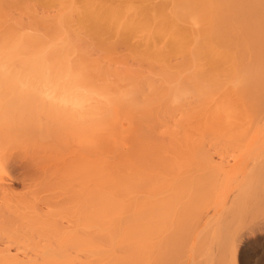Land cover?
Listing matches in <instances>:
<instances>
[{
  "label": "bare ground",
  "instance_id": "obj_1",
  "mask_svg": "<svg viewBox=\"0 0 264 264\" xmlns=\"http://www.w3.org/2000/svg\"><path fill=\"white\" fill-rule=\"evenodd\" d=\"M186 191L264 264V0H0V264H160Z\"/></svg>",
  "mask_w": 264,
  "mask_h": 264
},
{
  "label": "rangeland",
  "instance_id": "obj_2",
  "mask_svg": "<svg viewBox=\"0 0 264 264\" xmlns=\"http://www.w3.org/2000/svg\"><path fill=\"white\" fill-rule=\"evenodd\" d=\"M130 65L132 66L134 64L130 62L129 64H127V68H129ZM115 66L117 68H126V65L124 64H116ZM231 93L232 92H230V99L232 98L231 95L233 94L236 95L235 93L233 94ZM241 95H242V100L243 98H247L245 97L244 94H241ZM214 97L216 98L218 96H214ZM227 97H228L227 98L228 100L229 94ZM234 97L232 98L233 103H231V101L227 102L226 97H225V104L227 107L225 109L221 108L224 112L222 111L223 112L222 113L221 110H219L220 112L217 111L216 115L219 116V113L221 115L219 117L215 115L217 119H214L216 118L214 116L213 121H211L212 119H210L207 122V125H209V122L210 123L218 122L216 126L214 125L215 123H213L212 126L210 124V126L207 127V129H204V133H203V129H201L202 133H200L201 131L200 129H196V130L192 129L193 131L194 130L195 131L193 133L189 132L191 133L192 136L195 133L194 134L195 136H193L195 139L197 138L196 135H198L199 133L200 134L198 137H201L200 136L201 134H203L206 137V138L204 137L205 139L203 140L204 143L203 144L201 143V145H203L202 147L203 150L205 151L209 150V153L211 156H216L217 153H216V149H214L212 144L208 143V140L210 137L207 138V135L213 134L215 136L216 132L219 133L217 135H220L222 132H223L222 134L226 133V130L229 131L231 129H234L235 127H239L241 124H243L246 121V119L247 120L249 119L248 118L250 115V113L248 114L249 110L250 112L254 111V108H253L254 106L249 102V100L245 99L244 100L245 102L243 101L241 103L242 101L240 98L241 96L238 97L237 100L234 99ZM235 100L238 102H234ZM248 103H250V105ZM246 104H248V106H246ZM242 108L244 110H242ZM246 108H251V109L249 110L247 109L246 110L247 112H246L245 111ZM227 110H230V111L227 112ZM214 120H217V121H214ZM120 124L123 129H127L129 126V123L125 121H121ZM198 130L199 132H197ZM214 136H212L211 138H213ZM75 148H76V145L74 142H72V144H70V148L68 149V151L71 152L70 155L73 156L72 158L76 157ZM20 171L21 170L18 168V166L14 167L13 169L8 168L5 176L2 177L4 185L9 187V189H11L12 191L18 194H22L23 192H25L24 187H23L24 184L22 183L20 179H18ZM193 196L194 194H192L191 192H187V193L180 192L178 196L175 198L174 208L177 211L178 222H177V226H175L174 235L170 240L167 239V236H169V233L164 234L166 236L165 237L166 240H168L167 241L168 243L166 242V248H168V250H167V253L165 251V254L162 257L160 264H231V257L229 256V254L227 255L225 253H221L220 248L222 244L218 241V239L212 240L211 233H210V229L212 231V228L210 227L208 223L207 224L205 223L207 222V216L209 215V213L212 212V205L209 203V198L206 197L205 195L204 196L200 195V200L197 202H193L194 199L187 200V199L193 198ZM41 207L42 206H40V208ZM43 208L44 207H42L41 209L44 210L45 208L44 209ZM218 228H219L218 225L215 224V230L218 231L219 230ZM11 247L12 246H10L11 250L9 249V251L11 252V254L12 253L14 254L15 249ZM163 247L165 249V246ZM253 249H255L254 251L256 252L254 253V256L257 257L258 255L260 256L262 254L261 247H258L255 245ZM23 253L24 252L21 250L18 252V255H21Z\"/></svg>",
  "mask_w": 264,
  "mask_h": 264
}]
</instances>
